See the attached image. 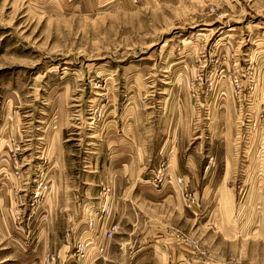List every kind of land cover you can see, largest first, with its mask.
I'll return each instance as SVG.
<instances>
[{
  "label": "rangeland",
  "instance_id": "374dc122",
  "mask_svg": "<svg viewBox=\"0 0 264 264\" xmlns=\"http://www.w3.org/2000/svg\"><path fill=\"white\" fill-rule=\"evenodd\" d=\"M0 264H264V0H0Z\"/></svg>",
  "mask_w": 264,
  "mask_h": 264
},
{
  "label": "built area",
  "instance_id": "2783aa9c",
  "mask_svg": "<svg viewBox=\"0 0 264 264\" xmlns=\"http://www.w3.org/2000/svg\"><path fill=\"white\" fill-rule=\"evenodd\" d=\"M176 182H179V178H175ZM108 213V209L106 210ZM97 233L93 231L92 235L90 232H83V236L80 239V242L77 243L78 251H82L83 247L86 245H90V248H93L94 250L100 251L101 250V241L107 240L111 238L112 231L110 229H106L105 231L100 232V234L96 235Z\"/></svg>",
  "mask_w": 264,
  "mask_h": 264
}]
</instances>
